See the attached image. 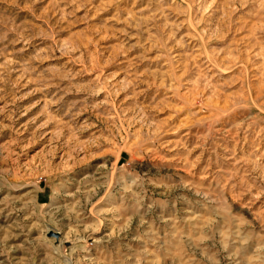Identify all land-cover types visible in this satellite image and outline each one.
Returning a JSON list of instances; mask_svg holds the SVG:
<instances>
[{
    "label": "rangeland",
    "instance_id": "374dc122",
    "mask_svg": "<svg viewBox=\"0 0 264 264\" xmlns=\"http://www.w3.org/2000/svg\"><path fill=\"white\" fill-rule=\"evenodd\" d=\"M0 264H264V0H0Z\"/></svg>",
    "mask_w": 264,
    "mask_h": 264
}]
</instances>
